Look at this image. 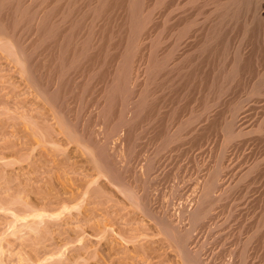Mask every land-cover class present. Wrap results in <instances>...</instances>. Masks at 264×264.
<instances>
[{"label":"bare ground","instance_id":"obj_1","mask_svg":"<svg viewBox=\"0 0 264 264\" xmlns=\"http://www.w3.org/2000/svg\"><path fill=\"white\" fill-rule=\"evenodd\" d=\"M27 39H29L30 42H28ZM0 60L8 62L9 67L13 70L12 72L19 73L18 75H21L23 78V83H26H24V86L28 88L25 89L21 81L20 83H22V85L20 84V86L17 85L18 83H12L16 87H22H17V90H22L17 91L14 89L15 91H13V88L16 87L11 85L12 90L7 88L10 93L13 91L11 95L18 98V96L23 93V90H25V94L28 90L30 92L31 89L35 92V95H32L36 99L32 98L35 101L30 99V101L33 102H31L32 107L37 106L38 110L43 109V113L39 110L41 113L40 116L42 115L44 118L51 116L52 118H50L56 121V124H54L57 125V127L53 129V134L56 135V138L52 136L50 129L47 131V128L45 129L46 132H44V130L39 127L40 125L37 124L34 130L39 131H35L37 139L33 140L35 137L32 135L34 131L33 125L31 133L33 138L31 137V142L27 140L30 142V146L24 141V137L27 139L30 137L29 132L28 137L27 134H25V136L23 135L24 139L22 138V141L24 144L20 141L22 147L26 143V147L29 146V148H31L32 146L31 149L38 153L41 148H39L38 151L37 148H33L34 145L38 147L39 144L42 143L44 146L50 144L52 147L53 145L59 147L58 143L63 142V145L64 143L66 144L64 145L65 147L68 145L72 146L76 155L78 153L81 157V160H79L82 162H80L81 164L77 159V161L74 162L76 157L68 154L67 149V152L65 150L63 152V154L65 152L67 153L68 156L65 155L66 153L64 154L67 160L64 161L66 158L64 155L62 156L64 166H62V162L56 166L57 164L54 163V160H52L53 162L44 160L46 164L51 162L54 163L53 167H56L53 170L60 166L65 168H58L59 170L61 169L62 173L63 170L67 169L69 173L74 174L81 171L80 174H78L80 176L82 175V177H80L82 179L79 178L80 182H78L77 179L74 180V178H77V174L76 177H73L74 174L70 177L67 171H64L69 176L68 177L63 173V176L65 175L67 178L73 177L72 181H74V184L72 181H69V183L71 182L74 186L73 190L70 191L71 188L68 187L71 185L68 184L67 186L71 193L66 188L72 197L67 196L66 193L65 195L67 198L65 195V198L62 197V193H60L62 198L57 195L58 193L56 195L54 194L57 196V200L55 201L58 202V206L60 208L62 206V216L65 215L66 211L74 210V208L75 210L80 209L79 207L77 208V206H79V204H77L78 200L84 197L86 198V195H88L90 191H95L94 188L97 182L99 183V181L105 180L104 182H108V185H106H110L113 192L116 191L123 197V201L126 200L129 202L127 204H130L132 207L143 210L151 221L149 225H152V222L155 224H153V227L157 229L154 230L157 231L156 236H163V240L167 239V241L173 244V246L170 244H167V246L170 245V249H176L174 254L177 252L176 254L181 259L182 264H255L256 261H260L259 258L261 255L258 254L259 247L258 249H253L252 252L257 250L256 253L251 252L253 255L249 253L251 251H249V247L253 248V242L257 241H253V239H255L254 236L257 235L256 238L259 237V233L263 234L262 236L260 235V238L262 237L261 239H264V206L259 221H256L257 224H255L256 226H254L255 228L252 230L253 232L245 239V243L242 241L244 246H242V251H239V253L235 252L237 248H235V251L229 249V247L228 250L224 248V246L227 245L224 240L222 241L223 243H221L225 245H221L223 247L219 248V250L215 246V249H217L216 252L214 249L210 256L208 255L210 258L207 259L205 258L209 253L207 242L201 241L199 245L193 247L192 240L196 241V239H194L195 237L193 238L195 232H198L200 228L203 229L207 224L209 226L212 221V223L215 221L214 224L211 223L214 227L211 226L209 228L207 226L209 232H211L210 235L218 229L222 230L226 224H218V220L216 222V219H219L218 213L220 209L226 208L227 200L231 199L230 196H233V192L242 186L245 188L246 184L244 185L242 183L245 181L247 182V179L250 177L254 178L252 179L253 181L250 179L252 184H256L257 182L255 181L258 178L255 174L258 173V171L259 173L262 171L263 175H261L260 178L264 179V158H260L262 160L259 162L258 159L255 163L254 160V164L251 163L252 165L245 164L247 165L245 166L246 169L236 170V168L239 169L240 162L247 156V149L248 147L251 148L252 142L256 143L257 139L262 141L264 138H261V136H264V124L260 118H257L258 116L256 113L260 106L262 109V102L264 101V0H0ZM11 78L10 80H12ZM19 78L21 77L19 76ZM14 80H16V77ZM4 84L1 83L2 86H4ZM7 85L10 86V84ZM88 90H91V94ZM87 92L89 93L88 95L92 97H86L88 96L86 94ZM4 93L0 95H6ZM10 93L8 92V94ZM12 97L10 96L9 98L12 99ZM86 98L90 99L86 100ZM25 100H27V98ZM1 102H3V100H0V103ZM16 103H18L17 100ZM73 105H75V108ZM89 105H94V108H89ZM45 107H49V114L46 112L47 109ZM18 109H20V107ZM87 109L93 110L94 113L90 111L92 114L88 113L86 117H83L85 114H83V112L85 110L87 111ZM16 111L19 112V110ZM21 118L24 120L27 116L24 115V117ZM25 123L27 124V122ZM31 123L33 124V122ZM45 125H47V123ZM48 132H50V134H48ZM256 135L257 137L259 135L260 138L258 137L255 139ZM58 137L61 138L58 139ZM211 137L215 138V141H213L214 139ZM32 141H34V144L31 145ZM10 143L13 144L12 142ZM11 144L10 148L12 147ZM64 146L62 147L64 148ZM253 146H255V144H253ZM45 147L42 146V148L46 149ZM231 148L233 149L232 157L233 159L235 158V160L229 159L228 151L229 149L231 150ZM252 149L253 148H251V150ZM30 150L28 153L26 152V155H28L29 152L30 155L32 154V150ZM216 150H218V154L216 153L217 156L215 154ZM254 150L255 149H253V152ZM10 151L9 153H11ZM196 151H199L200 154L198 153V155L205 156V158H201L204 159L203 161L205 162L198 160L200 158H198ZM192 152L196 154H192ZM13 153H15V151ZM17 154L20 155L19 153ZM22 154L19 156L20 159L22 158ZM56 154L53 155L55 156ZM184 154L186 156L188 154L192 156L195 155V158L193 157L194 159L189 156L192 158L191 160L194 161L191 162V164L194 163L191 166L193 170L190 169L192 173L188 170L190 174L184 175L187 172H184L186 169L183 168L185 169L183 171L184 174L180 177L182 181L179 178L181 182H184V175L188 181H185L184 185L186 184L187 186L189 185L187 183H190V186L187 189L183 186L182 189L181 185L178 183L176 184V181L172 179L175 181V185L173 184V186H171L169 195L166 193L169 196V199H166V201L168 200L167 204L165 207H162L163 209L161 212V208L160 210H154L155 207L151 205V203H153L151 202L152 198L155 196L154 193H156L158 199L162 198V201L166 203L164 200L166 194H162L163 189L161 190L164 185L161 182L163 180L162 176L164 175V173L162 175L164 171L161 170V168H164L163 164L175 158L181 160L179 158ZM57 155H59V153ZM70 155L74 157L73 161H71L72 158ZM11 156L12 155H10V157ZM24 157L25 155L23 158ZM47 157L49 156L47 155ZM25 159L27 158H24L23 161H26ZM29 159L30 157L28 155L27 160ZM238 159L239 161L237 162L236 160ZM10 160L12 162L14 159L12 160L11 158ZM57 160L59 159L57 158ZM57 160L55 158V162L60 163V161ZM212 160H214V164ZM231 160L233 161L230 162ZM69 161L71 162L69 163ZM174 162H176V160ZM168 163L170 164V162ZM180 163L178 164L180 165ZM35 165H37V162ZM166 166L168 165L166 164ZM40 167H42V164H39V168ZM180 167L182 166L180 165ZM48 168H51V166ZM174 168H177V173L179 169L181 170V168L177 166ZM235 170L237 171L236 173H234ZM158 171L160 173L159 175L156 174ZM180 173L174 176L179 177ZM254 175L256 177H254ZM34 176L32 177L34 178ZM58 176L61 178L62 175ZM167 176H170V174H166V177ZM174 176H172V178H174ZM36 177L38 178V176ZM163 177L166 178L165 176ZM262 179H260V181ZM67 180H65V183H68ZM32 181L29 180L31 183ZM177 181L180 182L179 180ZM104 182H102L103 190L106 192L108 187L105 188L106 185ZM12 184L14 183L12 182ZM160 184L161 188L159 189ZM98 185H101V182ZM52 186L55 185L52 184ZM164 186L167 189L166 185ZM248 186L249 188H246L247 190L245 191H243V187V189L241 188L242 190L240 189L241 193L243 191V195L239 192L243 196V198L241 197L242 199L248 198L249 196L251 197L250 185ZM257 186L259 187V185ZM90 187L92 190H89ZM99 188L96 189L95 192L98 191L97 193L101 194L103 191L101 192V187ZM18 189L20 190V188ZM18 189L16 193L17 197L15 196L14 198L12 196L13 194H10L8 198L0 200V210L2 206H13L15 204L14 200L16 201L19 195L25 194L27 188L23 191L22 189L20 191ZM81 189L85 191L82 192L83 190ZM79 190L81 191L79 192ZM97 193L95 195H97ZM118 193L116 194L118 195ZM236 193L237 191L235 195H237ZM48 194L50 193L47 192V195ZM107 194L109 196L108 192ZM261 194V198L257 196L262 200V204H264L263 189ZM89 195L88 197L91 198L92 196ZM235 195L233 198H235ZM37 197H39V194ZM47 197L50 196L48 195ZM47 197H45L44 200H46ZM156 197L153 198L155 201L157 199ZM236 197L238 198V196ZM40 198H42V196H40ZM85 198L83 200H85ZM18 200L16 201L17 203ZM21 201L22 204L23 202L26 203V206H23L25 204L22 205L24 209L26 207V209L28 208L27 210L30 211H28V214L26 209L24 210L26 213L22 209L23 215H26H24L25 217L23 216V221L27 222L28 218H32L33 220L40 219L43 221L42 219H44L43 217L45 216V214L42 213L44 212V207L42 209L36 207V210L34 206L36 204H29L30 201L27 203L24 199ZM73 202L77 204L75 207L70 206L71 203L74 204ZM90 202L92 203L93 201ZM176 202L180 203L176 205ZM162 203L160 204L161 206ZM83 204L84 203H82V205ZM28 205H33L32 207L35 209ZM58 206H55V208L57 207L58 209L52 208V211H54L53 209L56 211L60 210ZM220 206L224 207L218 209ZM29 207H31V209H29ZM10 208L12 209L13 207ZM100 209L103 208L100 206ZM217 209L219 210L218 213L216 211ZM44 210H47V208ZM49 210L51 212V209ZM8 211H10L9 208ZM15 211L14 213L16 214L19 210L15 209ZM48 211L45 212L49 214L50 212ZM101 211V213H104V210ZM108 212L107 214H109ZM70 213L73 214V211ZM216 213L218 218H216ZM230 215L231 214H229V216ZM120 216L122 217V215ZM46 217L50 216L48 215ZM51 219L49 218V220ZM13 220L15 221V219ZM184 221H186V223H183ZM209 221L211 222L208 223ZM43 222H45V220ZM87 222H89V220ZM14 223H12L11 226L17 224ZM30 223L32 222L30 221ZM39 224H41L40 221ZM116 225L114 226L116 227ZM82 227L83 226H81V228ZM150 227L151 226L148 228ZM106 228L107 227H105L104 230H107ZM121 228L119 230H121ZM148 228L145 230L151 231ZM99 229H103V227ZM125 229L123 230L125 231ZM202 229H200V231H202ZM206 229L204 228L205 231ZM141 231L142 235L140 232L138 233L142 237L144 231ZM126 232L128 233V231ZM146 232L147 231H145V233ZM79 234L81 233L79 232ZM105 234L103 233L104 236ZM108 234L112 235L111 233ZM240 234L239 236H241ZM130 235L132 236V233H130ZM146 235L149 234L146 233ZM131 236L129 237L130 241L126 240L127 242L124 239L125 236L123 237L126 244H131ZM136 236L137 234L135 237L133 235L134 238H136ZM152 236L155 237L153 234ZM218 236H215V238L212 236L214 240L211 243L218 244L222 240L221 236L220 238ZM161 240L160 242H162ZM218 240L220 241L218 242ZM135 241L137 242L138 240ZM167 241H163L162 244L164 242L169 243ZM102 242L103 241L100 243ZM132 242L134 243V239ZM155 242L153 245H158L159 241L158 243ZM196 242L198 243V241ZM258 242L260 243V239L257 243ZM162 244L159 243L160 246H158L163 250L166 244L161 247ZM260 245L263 246V244ZM257 246H259V244ZM153 248H157H150L156 252L154 254L156 255L159 248L156 251ZM146 250L147 249H143L141 251H143V254L147 255L146 252H144ZM229 250L231 251L228 252ZM147 251L150 255L149 250ZM152 253L153 251H151V257L153 256L154 258ZM259 253L261 254V252ZM115 254L117 253L115 252ZM166 254L168 253L165 252V255ZM149 255L146 257L145 261H147V259L153 261L152 258H148ZM104 257H102L103 259L101 258L102 262L104 259L108 258ZM123 257L125 258L124 255ZM158 258L161 260V255L157 256V259ZM162 259L165 260L164 258ZM155 260L156 259H154V261ZM163 260H161L160 263L164 262ZM100 262L101 261H99V263ZM149 262L148 264L152 263L151 261Z\"/></svg>","mask_w":264,"mask_h":264},{"label":"rangeland","instance_id":"obj_2","mask_svg":"<svg viewBox=\"0 0 264 264\" xmlns=\"http://www.w3.org/2000/svg\"><path fill=\"white\" fill-rule=\"evenodd\" d=\"M28 40V42H30L29 41V39H27ZM31 40V39H30ZM6 61H2V60H0V64H1V66H0V69H1V71H0V82L1 83H5L4 84V86H2L1 85V83H0V92H5L4 94H6V95H0L1 97H3V98H1L0 97V100H3V102H1L0 103V114H2V115H0V172H1V174H0V180L2 181H0V188H2V189H0L1 191H0V200H2V199H6V198H8L9 196H10V194H13L12 196L15 198V196L17 197V195H16V193H17V189L18 188H20V190L22 189V191L23 190H25L26 188L28 189H26L25 190V194H21V195H19V200H18V203L14 200V202H15V204L13 205V206H2V208H1V210H0V264H62V263H64V264H104L105 262V264H108L109 262V264H148V263H150L149 261H151L152 263L151 264H161V263H163V264H182V261H181V259L179 258V256L175 253L174 254V252H175V250L176 249H170L169 248V246L170 245H172L173 246V244H171V242L170 241H167V239L166 240H163L162 238H163V236L161 237L160 235L159 236H156L157 235V231H154V230H157L156 228H154L153 227V222H152V225H149V223L151 222L150 221V219L145 215V213L143 212V210H141V209H137V208H134V207H132L130 204H127V203H129V202H127L126 200H122L123 199V197H121V195L118 193V192H116L115 190V192H113V189L111 188V186L109 185V186H107L108 185V182L106 181V182H104L105 180H101V181H99V183L97 182V185H95L96 187L94 188L95 189V191H96V189H98L99 187H101V194L100 193H97V192H95L94 190L93 191H90V195L89 196H92L91 198L90 197H88V195H86V198H85V200H83L82 198L80 199V200H78V202H77V200H76V202H77V204H79V206H77V208L79 207L80 209H76L75 210V208H74V210H69V211H66L65 212V215H63L62 216V214H63V211H62V206H61V208L58 206L59 204H58V202L57 201H55V200H57L56 198H57V196H55L57 193V195L60 197V198H62V197H64V195H65V193L67 194V196H71L70 194H69V192L71 191V190H73V184H74V181H72V178L75 176L76 177V174L78 175V174H80V172L81 171H79V173H69L67 170H63V173H65L64 171H67V174H69L70 175V177H71V175H73V177L72 178H67V177H65V175L66 176H68L66 173H65V175L63 176V173L61 172V169L59 170L58 168H61L62 166H64V163H63V160H62V156L68 151V154H71V155H73V156H75L76 158L74 159V157H72L71 155H70V157L72 158V160L71 161H73V159H74V162H76L77 160L79 161V160H81V157L78 155V153H77V155H78V157H77V155H76V152H74L73 151V147L72 146H67V147H65L64 145H66L65 143H64V145H63V142H60V143H58L59 144V147L57 146V145H53V147L49 144V145H45L44 146V144H42V143H40L39 144V146L37 147L36 145H34L33 146V148L34 149H36L37 148V150L39 151V148H41L40 149V153L38 152L37 153V151L36 152H34V150H32L31 148H32V146H31V148H29V144H30V142H31V140H32V138H33V136H31V133H32V127H33V125H34V128H33V130L34 129H36L35 127H37V124L38 125H40L39 127L40 128H42L43 130H44V132H46L45 131V129H47V131L50 129V131H51V134H52V136H54L55 138H56V135H54L53 134V129L55 128V127H57V125H55L56 124V121L55 120H52L51 118V116H49L48 118L47 117H42V115L40 116V114L41 113H43V109H39L40 110V112H39V110L37 109L38 107L37 106H34V107H32V105H31V102L32 101H30V99H32V98H34L35 99V97L33 96V95H35L34 93L35 92H33L31 89H30V92H29V90H28V92L26 93L25 92V94H24V91L25 90H23V93L21 94V95H19L18 96V98L16 97H14L13 95H11V93L13 92V91H15V90H17L18 88L17 87H19L20 86V84L22 85V83H23V78H22V76L21 75H18L16 72H12L13 70H11V68L9 67V65H8V62H6ZM6 65H7V67H6ZM11 66H12V64H11ZM4 68V69H3ZM6 69V70H5ZM9 70H10V73H9ZM5 71H6V73H8V74H6L5 73ZM8 71V72H7ZM6 74V75H5ZM14 74V75H13ZM4 75H5V77H4ZM16 75V76H15ZM12 76H14V77H12ZM19 76L21 77V78H19ZM7 77V78H6ZM12 77V78H11ZM15 77H16V80H14L15 79ZM2 78V79H1ZM10 78L12 79V80H10ZM2 80V81H1ZM4 81V82H3ZM19 81V82H18ZM20 81L22 82V83H20ZM7 82V83H6ZM14 83H18L17 85H19V86H15V85H13ZM25 83V82H24ZM23 83V87H25V89H28L27 88V86H24L25 84ZM7 84H10V86L11 85H13V87H16V88H13V91L10 93V91H9V89H7V88H12V86L10 87L9 85H7ZM2 86V87H1ZM6 86V87H5ZM19 88H22V87H19ZM15 89V90H14ZM3 90V91H2ZM7 90V91H6ZM12 90V89H11ZM20 90H22V89H20ZM20 90H17V91H20ZM27 91V90H26ZM32 91V92H31ZM89 91V93H90V91L91 90H88ZM8 92L10 93V94H8ZM3 93H0V94H3ZM88 92L86 93L87 95L89 94ZM28 94H33L32 96L31 95H28ZM91 94V93H90ZM12 97V99H10L9 97ZM91 96V95H90ZM89 95L88 96H86V97H90ZM6 97V98H5ZM92 97V96H91ZM21 98H22V100H21ZM27 98V100H25V99ZM10 99V100H9ZM34 99H32L33 101H35ZM88 99H90V98H86V100H88ZM4 100H5V102H4ZM16 100H17V102L19 103H16ZM21 100V101H20ZM9 103H8V102ZM27 101V102H26ZM22 102V103H21ZM16 103V104H15ZM30 103V104H29ZM33 103V102H32ZM263 104H262V109H261V106H260V108L256 111V113H257V118H260V120H262L263 121V124H264V101L262 102ZM13 104V105H12ZM15 104V105H14ZM22 106H21V105ZM24 104V105H23ZM5 105H6V107H5ZM11 105V106H10ZM17 105V106H16ZM31 105V106H30ZM3 106V107H2ZM20 107V109H18L19 107ZM75 105H73V107H74ZM9 107V108H8ZM12 107H14V108H12ZM30 107V108H29ZM94 108V105L93 106H91V105H89V108ZM5 108V109H4ZM7 108V109H6ZM35 108V109H34ZM46 108V107H45ZM49 107H47L46 109H47V111L46 112H48V114H49V109H48ZM75 108V107H74ZM88 108V107H87ZM2 109H4V110H2ZM8 109H9V111H8ZM26 109V110H25ZM34 111H32V110ZM7 110V111H6ZM16 110H19V112L18 111H16ZM38 110V111H37ZM89 110V111H88ZM21 111V112H20ZM32 111V112H31ZM92 113H94L93 112V110H90V109H87V111L85 110L84 112H83V114H84V116L83 117H86L87 115H88V113H90V114H92ZM95 111V110H94ZM3 112V113H2ZM9 112V113H8ZM11 112V113H10ZM33 113L32 115L31 114H29V113ZM6 115H5V114ZM16 113V114H15ZM38 113V114H37ZM4 114V115H3ZM28 114V115H27ZM89 114V115H90ZM7 115H9V116H7ZM19 115V116H18ZM21 115V116H20ZM23 115V116H22ZM24 115H26L27 116V118H24V120H22V118L21 117H24ZM16 116H17V119H16ZM12 117V118H11ZM29 117V118H28ZM51 117V118H50ZM14 118V119H13ZM21 118V119H20ZM31 118H33V119H31ZM44 118V119H43ZM50 118V119H49ZM5 119V120H4ZM7 119V120H6ZM26 119V120H25ZM28 119V120H27ZM37 120V121H36ZM40 120V121H39ZM51 120V121H50ZM23 123H22V122ZM27 122V124L25 123V122ZM43 121V122H42ZM15 122V123H14ZM20 122H21V124H20ZM31 122H33V124L31 123ZM38 122H40V123H38ZM42 122V123H41ZM7 123V124H6ZM35 123V124H34ZM47 123V125H49V126H47V125H45ZM55 123V124H54ZM9 124V125H8ZM15 124V125H14ZM16 124H18V125H16ZM29 124V125H28ZM32 126H31V125ZM2 125H4V126H2ZM8 125V126H7ZM25 125V126H24ZM27 125V126H26ZM30 126V127H29ZM51 126V127H50ZM18 127V128H17ZM20 128H22V129H20ZM27 128H28V131H27ZM29 128H31V129H29ZM39 128V129H40ZM2 129V130H1ZM19 129V130H18ZM4 130V131H3ZM15 130V131H14ZM23 130V131H22ZM41 130V129H40ZM13 131V132H12ZM26 131V132H25ZM35 131H39V130H34L33 131V133H32V135H34L35 136ZM17 132V133H16ZM24 134H23V133ZM30 132V133H29ZM21 133V134H20ZM30 134V137L27 139L26 137H24L25 136V134H27V137L29 136V134ZM5 134V135H4ZM48 134H50V132H48ZM47 134V135H48ZM24 135V136H23ZM3 136V137H2ZM15 137H16V139H15ZM20 137H21V139H20ZM26 139H24V138ZM32 137V138H31ZM214 137V136H213ZM213 137H211L212 139H214L213 141H215V138H213ZM255 137V136H254ZM258 137H259V135H258ZM257 137V135H256V137H255V139L256 138H258ZM262 137H264V136H261V138ZM12 138V139H11ZM24 139V141L26 142V143H28L27 145H29V146H25L26 145V143H25V145L22 147V145L20 144L21 142H22V144H24V142L22 141L23 139ZM31 138V139H30ZM61 138V137H60ZM59 137H58V139H60ZM260 138V137H259ZM13 139H15V140H13ZM34 139H37L36 138V136L33 138V140ZM212 139H211V141H212ZM30 141V142H28V141ZM5 141V142H4ZM7 141H8V144H7ZM12 142L13 144H11L10 142ZM15 141H16V143H15ZM21 141V142H20ZM257 142L255 143H253L252 142V144H251V148H253V149H255L254 150V152H253V149L251 150V148H249L248 147V149H247V156L240 162V166L238 167L239 169H237L236 168V170L238 171V170H240V169H243V168H245V166H247V165H250L251 163L252 164H254L255 162H257V160H258V162L260 161V160H262V159H260V158H264V138L262 139V141H260V139H257L256 140ZM34 141H32V143H31V145L32 144H34L33 143ZM5 143V144H4ZM257 143H259V144H257ZM7 144V145H6ZM10 144H11V148H10ZM48 144V143H47ZM253 144H255V146H257V147H255V146H253ZM257 144V145H256ZM15 145V146H14ZM21 145V146H20ZM43 147H45L46 149H44V148H42V146ZM60 145H61V147H60ZM41 146V147H40ZM54 146H56V147H54ZM62 146H64V148L62 147ZM253 146V147H252ZM24 147H25V149H24ZM49 147V148H48ZM52 147V148H51ZM68 147H70V148H68ZM7 148V149H6ZM17 148H19V149H17ZM61 148V149H60ZM31 151V155H30V152H29V157H30V159L29 160H27L28 159V155H26V152L28 153V151L29 150ZM43 149V150H42ZM51 149H52V151H51ZM60 149V150H59ZM68 149V150H67ZM260 149V150H259ZM11 150V151H10ZM18 152H17V151ZM20 150H23V151H20ZM27 150V151H26ZM48 150V151H47ZM64 150L66 151L64 154H63V152H64ZM70 150V151H69ZM250 152H249V151ZM9 151L11 152V153H9ZM15 151V153H13V152ZM43 151V152H42ZM60 151V152H59ZM217 151V152H216ZM215 151V154L217 153L218 154V150H216ZM54 152H56L57 154L59 153V155H57L56 153H54ZM69 152H71V153H69ZM231 152V153H230ZM232 152H233V149L231 148V150L229 149V151H228V156H229V159H233V154H232ZM249 152V153H248ZM7 153V154H6ZM13 153V154H12ZM17 153H19L20 155H18ZM23 153V154H22ZM46 153H47V155L50 157H47V155H46ZM48 153H50V154H48ZM74 153V154H73ZM193 153H195V152H192V154ZM196 153H197V155H198V153H199V151H196ZM195 153V154H196ZM251 153H253V154H251ZM4 154V155H3ZM17 154V155H16ZM21 154H22V158L20 159V157L19 156H21ZM34 154V155H33ZM53 154H56L55 156L53 155ZM189 154H191V153H189ZM187 155L188 156V158H187V156L184 154L183 156H181V158H179V159H181V160H178V158H175V159H173L174 161L176 160V162H174L173 160H171V161H167V162H165V164H163V167L164 168H161V170L162 171H164V172H162V171H160V172H162V175H163V173H164V175L163 176H165L166 177V174L168 175V174H170V176H167L166 178H168V179H166V178H164L162 175V178H163V180L161 181L164 185H166V187H167V189L165 188V186L163 185L162 187L163 188H161V184H160V187H159V189L161 188V190L163 189V193L162 194H166V193H168V195H169V190H171V186H173V184H174V182L176 181V184L178 183L179 185H181V187H182V189H183V186H185L186 187V189L190 186V183H187V184H189V185H187L186 186V184L184 185V183H185V181H187V178H185V176L184 175H189L190 174V172L193 170L192 168L193 167H191L194 163H192L191 164V162L193 161V160H191L193 157L195 158V155L194 156H192V155ZM200 154V153H199ZM217 154H216V156H217ZM230 154H232V155H230ZM250 154V155H249ZM2 155V156H1ZM10 155H12L11 157H10ZM14 155V156H13ZM25 155V157L24 158H27V159H25L26 161H23L24 160V158H23V156ZM42 155H44V156H42ZM66 156H68L67 155V153L65 154ZM65 155H64V157H65ZM262 155V156H261ZM27 156V157H26ZM33 156V157H32ZM185 156H186V158H185ZM189 156H191V157H189ZM231 156V157H230ZM8 157H9V159H8ZM14 157V158H13ZM46 157V158H45ZM56 158V160H57V158L59 159V160H57V161H60V163H56L55 162V158ZM80 157V158H79ZM183 157V158H182ZM203 156H201V155H198V158H200V159H198V160H200V161H202V162H205V161H203L204 159H201ZM255 157V158H254ZM7 158V159H6ZM12 158V162H11V159ZM19 160H18V159ZM39 158V159H38ZM52 158V159H51ZM66 159H64V161H66L67 160V157H65ZM79 158V159H78ZM193 158V159H194ZM203 158H205V156L203 157ZM249 158V159H248ZM3 159V160H2ZM35 159V160H34ZM77 159V160H76ZM188 159V160H187ZM191 161H190V160ZM213 159H216V158H213ZM47 161V160H49V161H47V162H50V161H52V160H54V163L55 164H57L56 166H58V164H61V162L63 163L62 164V166H60V167H57V169H55V170H53L55 167H53L54 166V163H49V164H46V162L45 161ZM62 160V161H61ZM82 160H83V158H82ZM233 160H235V158L233 159ZM233 160H231L230 162H232ZM241 160V159H240ZM255 160V161H254ZM42 161H43V163H42ZM71 161H69V163L71 162ZM180 161H181V163H180ZM213 162V164H214V160H212ZM237 162L239 161V159L238 160H236ZM253 161H254V163H253ZM11 162V163H10ZM17 162V163H16ZM36 162H37V165H35L36 164ZM39 162H41V163H39ZM45 162V163H44ZM81 161H79V163H80ZM168 162H170V164H172V165H170ZM175 164H174V163ZM189 162H190V164H189ZM194 162V161H193ZM229 162V163H230ZM10 163V164H9ZM19 163V164H18ZM30 163H32V164H30ZM82 163V162H81ZM80 163V164H81ZM178 163H180V165L182 166V167H180V165L178 164ZM211 163V162H210ZM17 164V165H16ZM39 164H42V167H40L39 168ZM45 164H46V166H45ZM79 164V165H80ZM166 164L168 165V166H166ZM174 164V165H173ZM177 164V165H176ZM239 164V163H238ZM245 164H247V165H245ZM251 164V165H252ZM22 167H21V166ZM185 165V166H184ZM187 165H188V167H187ZM7 166V167H6ZM12 166H14V167H12ZM51 166V168H48V167H50ZM170 166H171V168H170ZM178 167V168H181V170H180V172H182V173H180L179 172V170H178V173L176 172V170H177V168H174V167ZM20 167V168H19ZM28 167H30V168H28ZM38 169H37V168ZM45 167V168H44ZM168 169H166V168ZM169 167V168H168ZM249 167V166H248ZM5 168V169H4ZM24 169L25 170V172H24V170H22V169ZM172 168H174V169H172ZM183 168H185L186 169V171H184L185 169H183ZM188 168V169H187ZM15 169V170H14ZM32 169V170H31ZM62 169H65V168H63L62 167ZM166 169V170H165ZM172 171H171V170ZM183 169V170H182ZM190 169H192V170H190ZM246 169V168H245ZM27 170V171H26ZM173 170H174V172H173ZM190 172H189V171ZM234 171V173H236L237 171ZM11 171V172H10ZM19 171V172H18ZM35 171V172H34ZM39 171V172H38ZM57 171H60V172H57ZM183 171L184 172H187V173H183ZM261 171V170H260ZM7 172V173H6ZM21 172V173H20ZM24 172V173H23ZM37 172V173H36ZM56 172V173H55ZM166 172V173H165ZM3 173V174H2ZM19 173V174H18ZM26 173H27V175H26ZM30 173V174H29ZM32 173H33V175H32ZM36 173V174H35ZM39 173V174H38ZM47 173V174H46ZM55 173V174H54ZM179 174L180 173V176L179 177H175L174 175H176L177 176V174ZM189 173V174H188ZM192 173V172H191ZM23 174H24V176H23ZM156 174H160L159 173V171H158V173H156ZM172 174V175H171ZM182 174H184L183 175V180L185 179V181L184 182H181L182 181V179L180 178L181 177V175ZM260 174V175H259ZM17 175V176H16ZM35 175V176H34ZM40 175V176H39ZM52 175V176H51ZM58 175H62L61 176V178H59V176ZM256 176H257V180H259V181H255V182H257L256 184H252V179H254V178H248L249 179V181H248V179H247V182L245 181V182H243L242 184H246V186H245V188H244V186H242V184H241V186L244 188H242L241 186V188L243 189V191H245V190H247L246 188H249V186L248 185H250V190H251V197L249 196L248 198H244V199H242L243 198V191H242V193H241V191H240V189L241 188H238L237 190H235V192L237 191V195H235V192H233L232 194H233V196H230V198L231 199H228L227 200V204H226V208L225 209H220V208H223V207H219L218 209H220V212H219V210L217 209L216 211H217V213H218V215H217V213H216V218H218L219 217V219H216V222H217V220H218V224H222L223 223V225L224 224H226V225H224L225 227H223V229L222 230H217L216 232H214L212 235H210V233L211 232H209V229H208V227L210 228L211 226L212 227H214L212 224H214L215 223V221H214V223H212L211 221H209L208 223H210L209 224V226H208V224L206 225V227H204L205 229H206V231L204 230V228L202 229V228H200V229H202V231H200V229H199V231H198V229H197V231L198 232H195L194 233V236H193V238L194 239H196V241H198V243L196 242V241H194V240H192V243L194 244H192V246L194 247L195 245H199L200 243H201V241H205V242H207V246H208V254H207V252H206V254H207V257H205V258H207V259H209L210 257V254H211V252L212 251H214V249L217 247V249L219 250V248H221V247H223L225 244H227V245H225L224 246V248H226L227 250H228V247H229V249H231V250H234L235 251V248H237L236 249V251L235 252H238L239 253V251L241 252L242 251V246H244V244H243V242L245 243V239L246 238H248L249 236H250V234H251V232H253L252 230H254V226H256L255 224H257V222L259 221V218H260V215L262 214L261 212L263 211V206H264V204H262V200H260V198H261V193H262V189L264 190V179H262V178H260L261 177V175H263V173H262V171H261V173H259V171H258V173H256L255 174ZM254 175V177H256ZM6 176H8V177H6ZM28 176V177H27ZM32 176H34V178L32 177ZM36 176H38V178L36 177ZM48 176V177H47ZM172 176H174V178H172ZM32 177V178H31ZM39 180H37L36 178ZM42 179H41V178ZM47 177V178H46ZM69 177V176H68ZM80 177H82V175L80 176V175H78L77 176V178H74V180L75 179H77L78 180V182H80L79 180L80 179H82V178H80ZM263 177V176H262ZM5 180H4V179ZM8 178H9V180H8ZM22 178H24V179H22ZM68 180H67V179ZM80 178V179H79ZM181 179V181H180V179ZM233 178V177H232ZM264 178V177H263ZM20 179V180H19ZM28 179V180H27ZM69 179H71V180H69ZM164 179H165V181H164ZM172 180V179H174L175 181H170V180ZM252 181H251V180ZM260 179H262L261 181H260ZM5 182H4V181ZM14 180V181H13ZM29 180L30 181H32V183L31 182H29ZM35 180V181H34ZM47 180V181H46ZM65 180H67L68 181V183L66 182L65 183ZM85 180V179H84ZM168 180V181H167ZM177 180H179L180 182H178ZM36 181H38V182H36ZM40 181H41V183H40ZM53 181V182H52ZM69 181H72L73 182V184L71 183H69ZM167 181V182H166ZM250 181H251V183H250ZM12 182L14 183V184H12ZM25 182H26V184H25ZM28 182H29V184H28ZM36 182V183H35ZM48 182V183H47ZM60 182V183H59ZM77 182V183H78ZM100 182H101V185H98V184H100ZM102 182H104V184L106 185L105 186V188L106 187H108L107 189H106V192H105V190H103L104 188H103V183ZM164 182H166V183H164ZM188 182V181H187ZM5 183V184H4ZM7 183V184H6ZM10 183V184H9ZM24 183V184H23ZM40 183V184H39ZM47 183V184H46ZM53 185H55V186H52V184ZM56 183V184H55ZM171 183V184H170ZM181 183V184H180ZM263 183V184H262ZM2 184V185H1ZM35 184V185H34ZM68 184L69 185H71V186H68ZM183 184V185H182ZM4 185V186H3ZM33 185H34V187H33ZM38 185V186H37ZM39 185H42V186H39ZM45 185V186H44ZM51 185V186H50ZM63 185V186H62ZM66 185V186H65ZM168 185H169V187H168ZM175 185V184H174ZM253 185V186H252ZM257 185H259V187L256 186ZM8 186V187H7ZM12 186V187H11ZM16 188H15V187ZM23 186V187H22ZM37 186V187H36ZM48 186H50V187H48ZM67 186L69 187V188H71L70 189V191H69V189L67 188ZM93 186V185H92ZM99 186V187H98ZM252 186V187H251ZM41 187V188H40ZM47 187V188H46ZM63 187V188H62ZM254 187V188H253ZM261 187V188H260ZM10 188V189H9ZM32 188V189H31ZM34 188V189H33ZM66 188L68 189V191L66 190ZM93 188V187H92ZM114 188V187H113ZM57 189V190H56ZM100 189V188H99ZM112 189V190H111ZM185 189V188H184ZM241 189V190H242ZM256 189V190H255ZM260 189V190H259ZM13 190V191H12ZM19 190V189H18ZM19 190V191H20ZM32 190H33V192H32ZM59 190H60V192H59ZM81 190H83V189H81ZM81 190H79V192L81 191ZM89 190H92L91 189V187H90V189ZM110 190V191H109ZM239 190V191H238ZM255 190V191H254ZM18 191V192H19ZM29 191V192H28ZM31 191V192H30ZM36 191V192H35ZM44 191V192H43ZM48 193H50V194H48L50 197H47L48 195H47V192ZM65 191H67V192H65ZM85 190H83L82 192H84ZM165 191V192H164ZM167 191V192H166ZM260 191V192H259ZM8 192V193H7ZM53 194H52V193ZM56 192V193H55ZM92 192V193H91ZM107 192L109 193V196H108V194H107ZM113 192V193H112ZM242 194H240V193ZM254 192V193H253ZM6 193V194H5ZM33 193V194H32ZM46 193V194H45ZM60 193H62L61 195H62V197H61V195H60ZM71 193V192H70ZM94 193V194H93ZM97 193V195H95ZM116 193H118V195L116 194ZM8 194V195H7ZM38 194H39V197H37L38 196ZM55 194V195H54ZM103 194V195H102ZM106 194V195H105ZM114 194V195H113ZM155 194V196H153V198L154 197H156L157 195H156V193H154ZM231 194V195H232ZM6 195V196H5ZM26 195V196H25ZM36 195V196H35ZM46 195V196H45ZM53 195V196H52ZM94 195V196H93ZM111 195V196H110ZM117 195V196H116ZM167 194L165 195L166 197L168 196ZM234 195H235V198H233L234 197ZM260 197H258V196ZM3 196H5V197H3ZM30 196V197H29ZM40 196H42V198H40ZM102 196V197H101ZM105 196V197H104ZM120 196V197H119ZM236 196H238V198L236 197ZM23 197V198H22ZM34 197H36V198H34ZM44 197V198H43ZM45 197H47L46 198V200H44L45 199ZM51 197H52V199H51ZM55 197V198H54ZM65 197H66V195H65ZM64 197V198H65ZM72 197V196H71ZM100 197V198H99ZM114 197H115V199H114ZM120 199H119V198ZM165 197V201H166V199H169V196L166 198ZM239 197H240V199H239ZM242 197V198H241ZM257 197V198H256ZM13 198V199H14ZM21 198V199H20ZM40 198V199H39ZM67 198V197H66ZM68 198H70V197H68ZM88 198V199H87ZM102 198H103V200H102ZM111 198V199H110ZM152 198V201L151 202H153V203H151V205H153L152 207L154 208V210L155 209H159L160 210V208H161V210H160V212L162 211V207L164 206L165 207V205L167 204V201H166V203H164V201H162L163 199L161 198V199H158V196L155 198L156 199V201L154 200ZM160 198V197H159ZM164 198V197H163ZM233 198V199H232ZM24 199V201L25 202H29V204H36V205H34L35 206V208L37 207H39V208H43L44 207V209H46L47 208V210H44L43 209V211L44 212H42L43 214H45V216L43 217L44 219H42L43 221L45 220V222H43V221H41L40 219H36V220H33L32 218H28L27 219V222L26 221H23V218L26 216L25 214V216L23 215V211L26 209V207H25V209H24V207L23 206H26V203H24L23 202V204H25V205H23L22 204V201L21 200H23ZM28 199H30V200H28ZM33 199V200H32ZM43 201H42V200ZM59 199V198H58ZM97 199V200H96ZM105 199H106V201H105ZM108 199V200H107ZM237 199V200H236ZM49 200V201H48ZM51 200V201H50ZM82 200V201H81ZM99 200V201H98ZM102 200V201H101ZM116 200V201H115ZM118 200V201H117ZM161 200V201H160ZM20 201V202H19ZM55 201V202H54ZM84 201V202H83ZM86 201V202H85ZM90 201H93L92 203L90 202ZM97 203H96V202ZM115 201V202H114ZM123 203H122V202ZM259 203H258V202ZM76 202H73L74 204H70V206H72V207H75V205H77L76 204ZM84 203L83 205H82V203ZM103 202H104V204H103ZM120 202V203H119ZM155 202V203H154ZM158 202V203H157ZM163 202L164 203V205H163V203H162V206L160 205L161 203ZM254 202V203H253ZM18 205H17V204ZM52 203V204H51ZM57 203V204H56ZM81 203V204H80ZM100 204V206L103 208V209H100V206H99V204ZM115 203V204H114ZM180 202H176L175 204L176 205H178ZM226 203V202H225ZM56 204V205H55ZM104 206H103V205ZM107 204H108V206H107ZM112 204V205H111ZM124 204V205H123ZM20 205V206H19ZM23 205V206H22ZM33 205H28V206H33ZM52 205H53V207H52ZM81 205V206H80ZM87 205V206H86ZM95 205V206H94ZM117 205V206H116ZM123 205V206H122ZM127 205V206H126ZM222 205H225V204H222ZM42 206V207H41ZM51 206V207H50ZM55 206H58L59 207V209L61 210H55V209H58L57 207L55 208ZM98 206V207H97ZM119 206V207H118ZM255 206V207H254ZM261 206V207H260ZM10 207H13L12 209H13V211H12V209L10 208ZM31 207H29V209H31ZM123 207H124V209H123ZM131 207V208H130ZM159 207V208H158ZM7 210H6V209ZM8 208L10 209V211H8ZM32 208H34V207H32ZM34 208V209H35ZM37 208H36V210H37ZM38 208V209H39ZM52 208H55V209H53L54 211H52ZM109 208V209H108ZM111 208V209H110ZM133 208V209H132ZM174 208H176V207H174ZM254 208H256V209H254ZM15 209L16 210H19V211H17V213L15 214L14 213V211H15ZM22 209H23V211H22ZM28 209V208H27ZM26 209V211L28 212L29 210H27ZM33 209V210H34ZM49 209H51V212H53V213H51L50 212V210ZM82 209V210H81ZM93 209V210H92ZM96 209V210H95ZM98 209H99V211H98ZM117 209V210H116ZM124 211H123V210ZM126 209H127V211H126ZM135 209V210H134ZM49 210V211H48ZM88 210V211H87ZM101 210H104L103 212L104 213H101L102 211ZM114 210V211H113ZM131 210H132V212H131ZM3 211V212H2ZM26 211H24L25 213H26ZM45 211H48V212H50L49 214L48 213H46ZM71 211H73V214L72 213H70ZM101 211V212H100ZM108 211H110V212H108ZM112 211V212H111ZM115 211H116V213H115ZM137 211V212H136ZM215 211V212H216ZM13 212V213H12ZM16 212V211H15ZM30 212V211H29ZM29 212H28V214H29ZM55 212V213H54ZM57 212V213H56ZM75 212V213H74ZM87 212V213H86ZM107 212L109 213V214H107ZM159 212V211H158ZM236 212V213H235ZM66 213H67V215H66ZM71 215H70V214ZM120 213V214H119ZM127 213V214H126ZM139 213H140V215H139ZM223 213H225V214H223ZM234 213V214H233ZM8 214V215H7ZM12 214V215H11ZM13 214H15V215H13ZM22 214V215H21ZM52 214H53V216H52ZM100 214H102V215H100ZM104 214V215H103ZM107 214V215H106ZM114 214V215H113ZM115 214H116V217H115ZM118 214H119V216H118ZM125 216H124V215ZM229 214H231L230 216H229ZM232 214H233V216H232ZM253 214V215H252ZM255 214V215H254ZM18 215V216H17ZM20 215V216H19ZM50 216V217H46V216ZM68 215H69V217H68ZM85 215V216H84ZM111 215V216H110ZM120 215H122V217L120 216ZM129 215V216H128ZM133 215V216H132ZM259 215V216H258ZM17 218H16V217ZM22 216V217H21ZM24 216V217H23ZM60 216V217H59ZM87 216V217H86ZM102 216V217H101ZM138 216V217H137ZM218 216V217H217ZM254 216V217H253ZM5 217V218H4ZM15 217V218H14ZM51 217H52V219H51ZM99 217V218H98ZM106 217V218H105ZM126 217H127V219H126ZM129 217V218H128ZM135 217V218H134ZM230 217V218H229ZM257 217V218H256ZM49 218L51 219V220H49ZM53 218H56V219H53ZM78 218V219H77ZM89 218V219H88ZM109 218V219H108ZM117 218V219H116ZM123 218H125V219H123ZM132 218V219H131ZM144 220H142V219ZM148 218V219H147ZM13 219H15V221L13 220ZM21 219V220H20ZM33 221H32V220ZM83 219V220H82ZM89 220V222H87L88 220ZM106 219V220H105ZM122 219H123V221H122ZM136 221H135V220ZM226 219V220H225ZM229 219V220H228ZM258 219V220H257ZM32 222V223H30V221ZM41 222V224H39V221ZM52 220H54V221H52ZM74 220V221H73ZM79 220V221H78ZM112 220V221H111ZM126 220H127V222H126ZM146 220V221H145ZM148 220V221H147ZM220 220V221H219ZM6 221V222H5ZM47 221V222H46ZM102 221V222H101ZM105 223H104V222ZM107 221V222H106ZM118 221V222H117ZM132 221V222H131ZM141 221V222H140ZM227 221V222H226ZM257 221V222H256ZM15 222V223H14ZM23 222V223H22ZM38 222V223H37ZM81 223V224H79V223ZM86 222V223H85ZM131 222V223H130ZM136 224H135V223ZM146 222V223H145ZM188 222V221H187ZM12 223H14V224H16V225H12L11 226V224ZM28 223H30V224H28ZM100 223V224H99ZM107 223H109V224H107ZM113 223V224H112ZM121 223V224H120ZM130 223V224H129ZM143 223V224H142ZM183 223H186V221H184ZM23 224V225H22ZM28 224V225H27ZM111 224V225H110ZM116 224H118V225H116ZM151 226L150 228H148L149 226ZM188 224V223H187ZM186 224V225H187ZM253 224V225H252ZM27 225V226H26ZM36 225V226H35ZM80 227H79V226ZM90 225V226H89ZM99 225V226H98ZM105 225V226H104ZM110 225V226H109ZM114 225H116V227L114 226ZM147 227H146V226ZM155 225V224H154ZM185 225V224H184ZM25 226V227H24ZM81 226H83L82 228H81ZM100 226H102L103 227V229H99V228H102V227H100ZM124 226V227H123ZM138 226V227H137ZM141 226V227H140ZM208 226V227H207ZM253 228H252V227ZM21 227V228H20ZM105 227H107L106 229L107 230H104L105 229ZM114 227V228H113ZM122 227V228H121ZM133 227V228H132ZM156 227V226H155ZM187 227H188V225H187ZM251 227V228H250ZM23 228V229H22ZM26 228V229H25ZM38 228V229H37ZM42 228V229H41ZM91 228V229H90ZM116 228H118V229H116ZM121 228V230H119ZM126 228V229H125ZM127 228H128V230H127ZM138 228H141V229H138ZM143 228V229H142ZM146 228H148V229H150L151 231H148V230H145ZM250 228V229H249ZM17 229V230H16ZM89 229V230H88ZM109 229H110V231H109ZM114 229V230H113ZM123 229H125V231L123 230ZM244 229V230H243ZM82 230V231H81ZM83 230H85V231H83ZM102 230H103V232H102ZM135 230H136V232H135ZM141 230H145V231H147L146 233L147 234H149V235H146V233H145V231L143 232L144 234H143V236H145V237H141V233H142V231ZM205 232H204V231ZM78 231V232H77ZM94 231V232H93ZM100 231V232H99ZM108 233H111L112 235H110V234H108ZM112 231V232H111ZM126 231H128V233L126 232ZM154 233H153V232ZM209 233H208V232ZM221 231V232H220ZM224 233H223V232ZM12 232V233H11ZM79 232L81 233V234H79ZM86 232V233H85ZM115 232V233H114ZM118 232V233H117ZM138 232H140V234L138 233ZM149 232V233H148ZM202 232V233H201ZM225 232H226V234H225ZM242 232V233H241ZM16 233V234H15ZM36 233V234H35ZM89 233V234H88ZM100 233V234H99ZM103 233L105 234V233H107V234H105V236L103 235ZM122 233H123V235H122ZM130 233H132V236L130 235ZM238 233V234H237ZM241 233V234H240ZM67 234V235H66ZM83 234V235H82ZM96 234H97V236H96ZM102 234V235H101ZM121 234V235H120ZM137 234V236H136V238H138V239H136V238H134L135 237V235ZM152 234L155 236V237H153L152 236ZM198 234V235H197ZM217 234V235H216ZM223 234V235H222ZM239 234L241 235V236H239ZM57 235V236H56ZM66 235V236H65ZM75 237H74V236ZM96 236V237H94V236ZM128 235V236H127ZM133 235H134V237H133ZM140 235V236H139ZM196 235H197V237H196ZM209 235V236H208ZM219 235V236H218ZM249 235V236H248ZM260 235L262 236L263 234L262 233H259L258 234V236L259 237H257L256 238V236H254V238L255 239H253V241L255 240H257V241H259V239H260V243L258 242L257 243V241L256 242H253L254 243V245H253V243H252V245H253V248H251V247H249V253L250 254H252V253H256V251L257 250H254V252H252L253 251V249H258V247H259V249H258V251L259 252H261V254L258 252V254L259 255H261V257L259 258L260 259V261L258 260V261H256V263L255 264H264L263 262H264V243H263V241H264V239H261L260 238ZM83 236V237H82ZM102 236V237H101ZM109 236H110V238L112 239V241H111V239L109 238ZM125 236V237H124ZM131 236V244L133 243L132 241H133V239H134V243L131 245V244H129V243H127L126 244V240H129L130 237ZM152 238H151V237ZM215 238V236H218L219 238H220V236H221V241L220 240H218V244H213V243H211L213 240H214V238ZM222 236H223V238H222ZM226 236V237H225ZM247 236V237H246ZM60 237V238H59ZM81 237V238H80ZM101 237V238H100ZM106 239H105V238ZM116 237V238H115ZM123 237H124V239H125V241H124V239H123ZM127 237V238H126ZM140 237V238H139ZM158 237H159V239H158ZM243 237V238H242ZM80 238V239H79ZM85 238V239H84ZM98 238V239H97ZM148 238V239H147ZM156 238V239H155ZM213 238V239H212ZM264 238V237H263ZM70 239V240H69ZM72 239V240H71ZM81 239H83V240H81ZM104 239V240H103ZM123 239V240H122ZM146 239V240H145ZM162 239V240H161ZM164 239H165V237H164ZM200 241H199V240ZM207 239H208V241H207ZM228 241H227V240ZM241 239V240H240ZM243 239V240H242ZM30 240V241H29ZM79 240V241H78ZM100 240V241H99ZM135 240H138L137 242L135 241ZM152 240V241H151ZM160 240L163 242V241H167V242H169V243H165L166 244V247H168V248H166L165 246H164V249L162 250L161 248H159V243L160 244H162V242H160ZM225 240V244H222L223 242L222 241H224ZM38 241V242H37ZM101 241H103L102 243H100ZM107 241V242H106ZM109 241V242H108ZM119 243H118V242ZM130 241V240H129ZM128 241V242H129ZM142 241H144V242H142ZM147 241V242H146ZM155 241H157V242H155ZM158 241H159V243H158ZM227 241V242H226ZM235 241V242H234ZM243 241V242H242ZM261 241H262V243H261ZM43 242V243H42ZM57 242V243H56ZM64 242V243H63ZM68 242V243H67ZM99 242V243H98ZM112 242V243H111ZM153 242V243H152ZM154 242L155 243H158V245L157 244H155V245H153L154 244ZM200 242V243H199ZM210 242V243H209ZM222 242V243H221ZM108 243V244H107ZM112 245H111V244ZM126 245H124V244ZM139 243V244H138ZM149 243V244H148ZM152 245H151V244ZM162 244V246L161 247H163V245H165V244ZM197 243V244H196ZM236 243V244H235ZM241 243V244H240ZM257 243V244H256ZM61 244V245H60ZM97 244V245H96ZM116 244H118V245H116ZM137 244V245H136ZM167 244H170V245H168L167 246ZM259 244V246H257ZM260 244H263V246L262 245H260ZM81 245V246H80ZM104 245V246H103ZM114 245H115V248H114ZM120 245H121V248H120ZM150 245V246H149ZM220 245V246H219ZM221 245H223V246H221ZM251 245V246H252ZM256 245V246H255ZM53 246V247H52ZM58 246V247H57ZM100 246H102V247H100ZM128 246V247H127ZM149 248H148V247ZM157 246H158V248H157ZM191 246V247H192ZM210 246V247H209ZM212 246V247H211ZM216 246V247H215ZM227 246V247H226ZM255 246V247H254ZM35 247V248H34ZM37 247V248H36ZM55 247H57V248H55ZM82 247V248H81ZM105 247V248H104ZM108 248V250H107V248ZM113 247V248H112ZM127 247V248H126ZM134 247V248H133ZM137 247H139V248H137ZM144 247V248H143ZM152 247H156L157 249H155V248H153V249H155V251L157 250V254H159V255H157V256H160L161 255V260H163L162 258H164L165 260H163L164 262H161L160 263V259L158 258L157 259V256L156 255H154L156 252H154V250H151L150 248H152ZM231 247V248H230ZM261 247V248H260ZM31 248V249H30ZM100 248V249H99ZM126 248V249H125ZM130 248V249H129ZM173 248H175V247H173ZM196 248V247H195ZM211 248V249H210ZM251 248V249H250ZM114 249V250H113ZM143 249H147V250H149V252H150V255L147 253L148 251L146 250V251H144V252H146V254L147 255H145V254H143V251H141V250H143ZM217 249H215V252H216V250ZM263 249V250H262ZM36 250V251H35ZM119 250V251H118ZM129 251V253H128V251ZM132 250V251H131ZM153 251V253H152V255H154V258H153V256L151 257V251ZM160 250V251H159ZM169 250H172V251H169ZM211 250V251H210ZM231 250H229L228 252H230ZM40 251V252H39ZM97 251V252H96ZM105 251V252H104ZM109 251H111V252H109ZM124 251V252H123ZM99 252H101V253H99ZM104 252V253H103ZM115 252L117 253V254H115ZM120 252V253H119ZM122 252V253H121ZM142 252V253H141ZM165 252L166 253H168V254H166L165 255ZM252 252V253H251ZM35 253V254H34ZM63 253V254H62ZM94 253V254H93ZM128 253V254H127ZM237 253V255L239 256V254ZM107 254V255H106ZM133 257H131L130 255ZM140 254V255H139ZM142 254V255H141ZM162 254H163V256H162ZM174 254V255H173ZM37 255V256H36ZM40 255V256H39ZM63 255H64V257H63ZM99 255V256H98ZM102 255H104L105 257H108V258H106V259H104V261L102 262V257H104V256H102ZM112 255V256H111ZM119 255V256H118ZM123 255L125 256V258L123 257ZM145 255V256H144ZM149 255V257L148 258H152L153 259V261L152 260H148L147 259V261H145L146 260V257ZM165 255V256H164ZM209 255V256H208ZM253 255V254H252ZM77 256V257H76ZM79 256V257H78ZM111 256V257H110ZM128 256V257H127ZM140 256V257H139ZM144 256V257H143ZM156 256V257H155ZM168 256V257H167ZM177 258H176V257ZM42 257V258H41ZM104 257V258H105ZM40 258V259H39ZM49 258V259H48ZM86 258H88V259H86ZM102 258V259H101ZM112 258H113V260H112ZM116 258V259H115ZM123 259V260H121V259ZM127 258V259H126ZM136 260H135V259ZM179 258V259H178ZM39 259V260H38ZM80 259V260H79ZM86 259V260H85ZM99 259V260H98ZM101 259V260H100ZM133 259V260H132ZM140 259V260H139ZM154 259H156L155 261H154ZM169 261H168V260ZM238 259V258H237ZM263 259V260H262ZM106 260V261H105ZM121 260V261H120ZM139 260V261H138ZM158 260H160V261H158ZM181 262H180V261ZM86 261V262H85ZM99 261H101L100 263H99ZM114 261V262H113ZM144 261V262H143ZM176 261V262H175ZM238 261H239V259H238ZM263 261V262H262ZM44 262V263H43ZM70 262V263H69ZM108 262V263H107ZM157 262V263H156ZM159 262V263H158ZM166 262V263H165ZM170 262V263H169ZM179 262V263H178Z\"/></svg>","mask_w":264,"mask_h":264}]
</instances>
